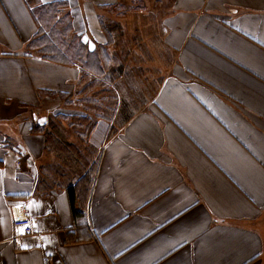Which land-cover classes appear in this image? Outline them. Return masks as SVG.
<instances>
[{"label":"crops","instance_id":"0c3cea01","mask_svg":"<svg viewBox=\"0 0 264 264\" xmlns=\"http://www.w3.org/2000/svg\"><path fill=\"white\" fill-rule=\"evenodd\" d=\"M120 1L0 0V264H264V0L171 1L168 67L113 135L32 133L73 115L60 102L45 112L40 91L74 101L80 78L27 52L34 8L67 2L94 50L106 43L100 6ZM91 170L75 217L68 190ZM15 203L32 234L16 236Z\"/></svg>","mask_w":264,"mask_h":264},{"label":"rangeland","instance_id":"374dc122","mask_svg":"<svg viewBox=\"0 0 264 264\" xmlns=\"http://www.w3.org/2000/svg\"><path fill=\"white\" fill-rule=\"evenodd\" d=\"M171 1L174 0H121V3L100 6L99 12L102 10L100 25L106 35V43L103 47L102 45L96 47L94 60L98 58L102 62L105 74L108 76L107 78L99 76L95 69L93 73L87 74V71L81 67L74 101H71L69 95L59 97L55 92L40 91L42 97H47L43 106L45 112L60 102L63 111L73 113V115L60 114L55 122L50 121L48 127L40 131V134L48 137L47 134L52 132L51 144H61L58 138L66 144H69L68 140L76 141V144H90L91 139L97 140L95 135L102 130L107 131L109 137L117 131L119 112L125 107L124 105L130 104L133 107L136 104H143L144 99L153 97L171 59L170 54L162 47L163 19L169 11ZM48 8L58 14L56 20H64V22L69 20L72 23V15L67 3L59 2ZM74 33L75 31L69 32L71 39H75ZM29 50L31 48H27V52ZM31 54L41 57V54L33 49ZM48 61L60 65H76L71 62ZM88 85L92 91L87 95L85 89ZM91 95L93 100L90 98ZM90 100L98 105L104 114H107L108 110V118L97 120L98 123H95V113H90L89 110L86 113L88 119L82 117ZM90 118L94 119V125L91 123L93 129L88 132L82 121H88ZM58 152L65 157L64 165H67V160H70L68 152L64 149H59ZM49 160L51 159L46 161ZM56 160L49 163L55 162L53 165H56Z\"/></svg>","mask_w":264,"mask_h":264},{"label":"trees","instance_id":"16d2710c","mask_svg":"<svg viewBox=\"0 0 264 264\" xmlns=\"http://www.w3.org/2000/svg\"><path fill=\"white\" fill-rule=\"evenodd\" d=\"M64 3H67V2H64ZM55 4H50L46 6H41L39 8L38 7L34 8V14L36 16L39 29H38V34L36 35V37L28 45L29 46L28 49L31 48L29 52L32 53V49H33L37 51L39 54H41L42 58H45L48 60H55L60 63H70L71 62V64L79 65L80 68L83 67V69L87 71L86 72L87 74L93 73L96 70V73L99 76L105 77L106 74H105V70L103 69L102 62L99 61L98 58L94 60V55H95L94 53L97 51V49L95 48L94 50H90L89 46L85 44L79 36L78 38L75 33H74V35L76 36L74 37L75 39L70 38L69 32L70 33L74 32L72 23L69 20H67L68 22H64V20L63 21L56 20L58 14L54 11H51L50 8H48V7H52V5H55ZM44 7H47V8H44ZM103 46L104 45H102V47ZM90 89L91 88L88 85V87L85 89L86 91L84 90L87 95L90 91H92ZM101 96L102 95H99V97ZM90 98H92L93 100L94 99L93 95H91ZM92 100H90L91 102L88 103L89 106L88 108H86L85 113L82 112L84 114V116L82 117L88 119L86 116V113L89 110L90 113H95V118H96L95 123H98L97 120L108 118L107 116V114L109 115L108 110L106 111L105 109L107 114H104L98 105H95L92 103ZM93 120L94 119L90 118L88 121H85V122L82 121L83 126H86V130L88 132L91 129H93V127L91 126V123H93ZM82 122L79 124L81 125ZM43 129L44 128H40L39 126H34L33 131L40 132ZM47 136H48V139H51L52 132L48 133ZM54 139L55 138H53V140ZM52 142L53 141H51V143ZM1 165H2V162H0V166ZM91 171H89L87 174L83 176L81 175L80 180L78 181V184L75 186H71L68 190L69 195H70L71 208H72V211L75 217H77L78 215H82V213L79 212L76 208V202L78 201L79 196H81L80 194H82L83 190L88 189L89 185L91 184V181H92Z\"/></svg>","mask_w":264,"mask_h":264},{"label":"built area","instance_id":"2783aa9c","mask_svg":"<svg viewBox=\"0 0 264 264\" xmlns=\"http://www.w3.org/2000/svg\"><path fill=\"white\" fill-rule=\"evenodd\" d=\"M10 213L17 237H23L32 234V218L23 203L12 204L10 206Z\"/></svg>","mask_w":264,"mask_h":264}]
</instances>
